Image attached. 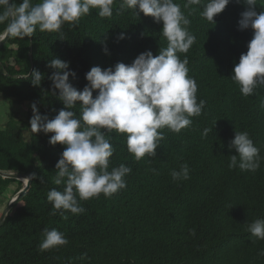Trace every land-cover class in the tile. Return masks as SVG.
<instances>
[{"label":"trees","instance_id":"1","mask_svg":"<svg viewBox=\"0 0 264 264\" xmlns=\"http://www.w3.org/2000/svg\"><path fill=\"white\" fill-rule=\"evenodd\" d=\"M12 3L0 264H264V0Z\"/></svg>","mask_w":264,"mask_h":264},{"label":"water","instance_id":"2","mask_svg":"<svg viewBox=\"0 0 264 264\" xmlns=\"http://www.w3.org/2000/svg\"><path fill=\"white\" fill-rule=\"evenodd\" d=\"M8 7L10 9V24L9 27L6 31V33L0 38V47L3 46L9 39L12 29H13V24H14V16H15V8L13 6L12 0H7ZM0 175L7 177V178H14L23 181L24 187L10 200L8 205L6 206L1 218H0V228L2 227L6 217L8 216L9 212L11 211L12 207L14 204L18 201L19 197L28 192L31 188L32 185V174H25V175H20V174H14V173H5L3 171H0Z\"/></svg>","mask_w":264,"mask_h":264},{"label":"rangeland","instance_id":"3","mask_svg":"<svg viewBox=\"0 0 264 264\" xmlns=\"http://www.w3.org/2000/svg\"><path fill=\"white\" fill-rule=\"evenodd\" d=\"M29 106L27 104L19 105L16 102H11L10 100L2 97L0 95V128L6 123L8 119V113L10 111H17L18 112V118H25L26 113L29 110ZM14 188V187H13ZM11 191H13L11 189ZM12 195V194H11ZM9 196L10 199H12V196ZM4 212V208L0 207V218Z\"/></svg>","mask_w":264,"mask_h":264}]
</instances>
